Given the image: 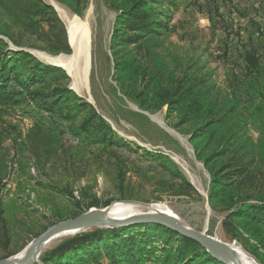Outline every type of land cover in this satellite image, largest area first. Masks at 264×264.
Instances as JSON below:
<instances>
[{"label": "rangeland", "instance_id": "1", "mask_svg": "<svg viewBox=\"0 0 264 264\" xmlns=\"http://www.w3.org/2000/svg\"><path fill=\"white\" fill-rule=\"evenodd\" d=\"M134 1L0 0L15 53L2 81L19 100L0 110V261L55 224L137 203L264 264V228L231 215L264 206V0H144L152 34L127 16ZM28 61L48 68L32 86L14 75ZM106 235L55 238L33 264ZM181 242L138 227L60 264H218Z\"/></svg>", "mask_w": 264, "mask_h": 264}, {"label": "trees", "instance_id": "2", "mask_svg": "<svg viewBox=\"0 0 264 264\" xmlns=\"http://www.w3.org/2000/svg\"><path fill=\"white\" fill-rule=\"evenodd\" d=\"M144 3V0H136L133 2V5L131 8H129L127 11V16L129 15L130 18H132L136 23H140V21H145L140 27H142L146 33L152 34L155 33L157 28L156 21L151 17V15L147 14L146 11H144V7L142 6ZM126 18L122 19V23L124 22ZM121 23V24H122ZM120 24V25H121ZM14 55L15 53L9 49L8 43H6L4 40L0 39V110L5 107L6 105L14 106L19 103V100H17L18 92L16 89L12 88L8 85L7 81H2V77L7 73V69H9V63L12 60L10 57ZM20 55H25L26 57H30L26 53H20ZM13 61V60H12ZM32 62L28 61L24 64L23 69L22 66L16 67L14 70L15 72V78L16 81L20 80V83H23L24 85L32 86L37 82V79L40 78V75L44 74L47 67H40L39 64H34V68L36 70H25L27 66H29ZM45 75V74H44ZM10 81V80H9ZM170 102V101H169ZM170 103H178V102H170ZM202 105H200L199 102L192 101L190 103V106L185 112L184 120L183 122L190 121V119L194 118L195 115L200 111ZM213 110L209 109L205 115H212ZM195 119V118H194ZM211 121V122H210ZM209 123H206L203 126V129L209 130L210 126L212 125V120H210ZM217 122V121H214ZM222 122V120H220ZM215 184V183H213ZM217 186H219L217 184ZM217 191V190H216ZM235 220L238 221H244V220H252L256 224H260L261 227L264 228V206H253V205H240L238 206L231 214ZM138 227H155V228H162L169 233L179 237L181 239L182 245L189 244L192 247H199L201 248L209 257L210 259L214 260L218 264H225L224 262L220 261L219 259L214 258L212 254H210L201 244H199L197 241L192 240L190 238L184 237L180 235L179 233L173 231L170 228H167L165 226L153 224V223H147V224H139V225H133L126 228H120V229H107L108 235L106 237H96V238H88V239H81L77 240L72 243L70 248L67 250L59 253L58 255H55V257L49 259L50 264H60L64 263V259L67 260V258L75 259V261L80 260L83 258V255L87 252L86 250L93 248L99 244L102 243H108L106 245H111V243L114 242L116 238H119L120 236L124 235L126 232L131 231L132 229H136ZM134 241L130 240L129 244L121 249V253L124 256H127L131 253V251L134 249ZM98 255V253H96ZM114 261V259H113ZM115 264V263H113ZM188 264V263H187Z\"/></svg>", "mask_w": 264, "mask_h": 264}, {"label": "water", "instance_id": "3", "mask_svg": "<svg viewBox=\"0 0 264 264\" xmlns=\"http://www.w3.org/2000/svg\"><path fill=\"white\" fill-rule=\"evenodd\" d=\"M147 223L165 226L184 237L197 241L210 254H212L214 257L224 262L225 264H239L234 255L230 252V250H228V248H226V245H224L222 242L207 235L204 232H199L191 229L187 225L179 223L174 218L160 214H152L136 217L134 216L125 220H111L104 219L101 215V212L93 211H89L74 219L55 224L32 242V244L25 251L24 257L20 261H16L14 259L4 260L0 261V264H33L36 261L37 250L42 245L47 243L52 237L64 232L72 230L81 231L92 227L120 229ZM255 261L260 264L257 260Z\"/></svg>", "mask_w": 264, "mask_h": 264}, {"label": "bare ground", "instance_id": "4", "mask_svg": "<svg viewBox=\"0 0 264 264\" xmlns=\"http://www.w3.org/2000/svg\"><path fill=\"white\" fill-rule=\"evenodd\" d=\"M158 119V118H156ZM196 184L199 185V183L195 180ZM198 187V186H197ZM144 206V205H143ZM137 203H116L109 207L108 209L104 211H95V212H101V215L104 219H111V220H125L131 217L136 216H142V215H152V214H160L164 216H168L171 218H174L176 221H178L181 224H184L171 210L168 208L159 205V206H151V207H143ZM144 208L146 211L140 212L141 209ZM139 212V213H138ZM80 231L78 230H72L68 232H64L62 234L56 235L52 237L49 241L55 239V238H62L65 236L70 235H76ZM52 242V241H51ZM47 243L42 245L36 252V259H38L41 254L43 253V250L45 249ZM226 245V244H224ZM226 248L230 250V252L234 255L236 260L239 262V264H258L251 256H249L244 250L239 248L236 245H226ZM25 255V252L20 254L15 260L20 261Z\"/></svg>", "mask_w": 264, "mask_h": 264}]
</instances>
